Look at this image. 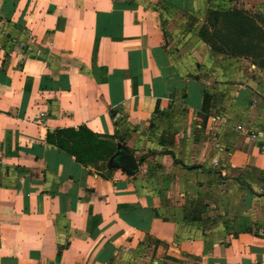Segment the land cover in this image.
Wrapping results in <instances>:
<instances>
[{
  "label": "crops",
  "instance_id": "1",
  "mask_svg": "<svg viewBox=\"0 0 264 264\" xmlns=\"http://www.w3.org/2000/svg\"><path fill=\"white\" fill-rule=\"evenodd\" d=\"M261 1L0 0V264H264Z\"/></svg>",
  "mask_w": 264,
  "mask_h": 264
},
{
  "label": "rangeland",
  "instance_id": "2",
  "mask_svg": "<svg viewBox=\"0 0 264 264\" xmlns=\"http://www.w3.org/2000/svg\"><path fill=\"white\" fill-rule=\"evenodd\" d=\"M242 8L237 11V5H232L225 9H209L202 40L217 51L249 60L264 76V0L258 6L251 2L243 3ZM184 30L188 34L183 40L192 41V34L196 31L194 24L185 22Z\"/></svg>",
  "mask_w": 264,
  "mask_h": 264
},
{
  "label": "built area",
  "instance_id": "3",
  "mask_svg": "<svg viewBox=\"0 0 264 264\" xmlns=\"http://www.w3.org/2000/svg\"><path fill=\"white\" fill-rule=\"evenodd\" d=\"M251 139L261 141V149L264 151V130L260 132H254L250 134Z\"/></svg>",
  "mask_w": 264,
  "mask_h": 264
}]
</instances>
